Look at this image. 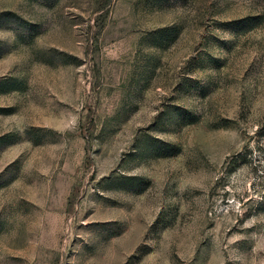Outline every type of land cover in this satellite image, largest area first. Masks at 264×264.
I'll return each instance as SVG.
<instances>
[{"label":"rangeland","instance_id":"1","mask_svg":"<svg viewBox=\"0 0 264 264\" xmlns=\"http://www.w3.org/2000/svg\"><path fill=\"white\" fill-rule=\"evenodd\" d=\"M0 264H264V0H0Z\"/></svg>","mask_w":264,"mask_h":264}]
</instances>
